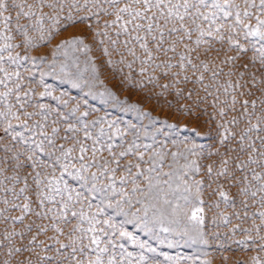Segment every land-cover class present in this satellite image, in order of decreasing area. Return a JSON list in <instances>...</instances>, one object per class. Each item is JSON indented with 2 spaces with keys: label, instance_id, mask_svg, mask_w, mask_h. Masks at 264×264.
Segmentation results:
<instances>
[{
  "label": "snow or ice",
  "instance_id": "snow-or-ice-1",
  "mask_svg": "<svg viewBox=\"0 0 264 264\" xmlns=\"http://www.w3.org/2000/svg\"><path fill=\"white\" fill-rule=\"evenodd\" d=\"M97 49L210 149L141 101H118L133 121L53 95L49 76L113 97ZM209 237L264 264V0H0V264H211L149 242Z\"/></svg>",
  "mask_w": 264,
  "mask_h": 264
},
{
  "label": "rangeland",
  "instance_id": "rangeland-1",
  "mask_svg": "<svg viewBox=\"0 0 264 264\" xmlns=\"http://www.w3.org/2000/svg\"><path fill=\"white\" fill-rule=\"evenodd\" d=\"M79 31V28L69 29L68 33H65V35H71ZM58 39L59 38L53 41V46L58 42ZM45 51H47V49H45ZM90 55L96 58L97 68L100 73V79L104 81L106 87L113 93L114 98L107 95H100V93L104 91V89L100 87L93 89L91 95H86V93L89 92V89H76L67 82L61 81L58 77L49 76L45 79L47 84L52 89L53 95L61 96L62 94H66V99L71 97L72 102L70 103V106H75L76 103H79L81 105V111H83L84 108L87 107L90 110H95L96 114L98 115H104L105 113H108L112 118L119 116L122 119H132L133 121L135 120V113H126L122 111L118 101H123L125 99H127L129 102L141 101L142 106L146 110L151 109L153 115L155 116H159L162 119L167 118L170 123L178 122L181 124V126H183V124H189L190 129H198V131L201 133L199 136H193L191 132L183 133V135L189 136L190 139L194 140L195 143L203 146L205 149H210L215 140V135L210 129H208L206 126L198 127L197 122L195 121L189 123L187 119L174 114L168 109L162 110L160 108H157L155 107L154 101H145L142 96L133 91H130L128 87L121 83V74L118 73L114 68L108 66L103 62L102 54L98 49L94 50ZM124 73H127V69L124 70ZM38 78L39 71H37V79ZM85 101L87 102L86 105ZM48 102L54 103L53 101ZM127 228L129 231L136 234L137 239H149L144 235L143 232L139 231L133 225H127ZM209 230L215 231V229L211 228V225H209ZM219 231L221 233H224L227 231V229L221 228L219 229ZM236 239H242V237L237 235ZM149 242L153 247L157 248L158 252L167 253L169 256L195 257L197 255H200L202 260L207 259L211 261V264H234V262L238 258H246V256L255 255V253L242 252L241 247L234 243L231 245V249L229 251L217 249L216 245L221 241L212 240L211 237H209V242L212 247H204L201 245L184 246L183 244H181L180 247L168 248L166 245H159L156 241L150 240ZM127 247L129 251H132L134 253L138 252V249L134 248L132 245H128ZM204 252L208 253L207 257L203 256ZM224 257H227V260H225ZM157 259H159L163 264V256H158ZM186 264H192V261L189 260L186 262Z\"/></svg>",
  "mask_w": 264,
  "mask_h": 264
}]
</instances>
